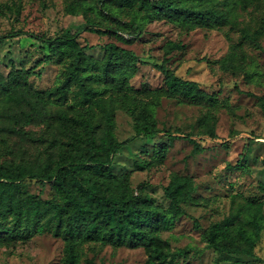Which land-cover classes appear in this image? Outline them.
Instances as JSON below:
<instances>
[{
  "label": "trees",
  "instance_id": "16d2710c",
  "mask_svg": "<svg viewBox=\"0 0 264 264\" xmlns=\"http://www.w3.org/2000/svg\"><path fill=\"white\" fill-rule=\"evenodd\" d=\"M241 2L246 6L264 0H73L67 11L85 18L75 28L66 27L53 35L14 28L1 33L0 40L27 34L48 44L47 60L60 63L61 70L56 83L46 90L34 89L28 82L11 86L0 71V131L26 133L21 127L9 125L19 121L49 126L40 137L46 143L42 159L0 161V243L10 246L36 233L50 232L63 241L58 264H81L82 247L87 242L143 247L147 254L144 264H177L187 249H173L162 232L188 215L196 227L202 228V239L217 253V263H264L256 252L264 233L263 199L237 192L229 212L202 227L184 205L194 200L195 186L190 176H171L163 188L169 204L163 207L148 192L135 191L128 174L116 175L113 171L115 155L130 141H121L116 135L117 108L132 115L135 136L141 137L164 131L155 117L163 96L217 106L216 96L170 66L172 52L184 49L185 44L173 40L165 44L163 59L155 64L163 74L160 87L135 89L129 80L137 70L139 57L132 49L110 41L104 45L105 55L98 59L87 52L91 48L88 43L80 42L81 32L87 30L131 43L154 20H168L184 30L221 28L235 23L234 8ZM242 35L262 48L256 30L245 27ZM234 48L223 65L245 71L252 81L264 82L263 71L244 62L245 57H238ZM257 98L264 109V96ZM166 132L170 140L180 136ZM207 133L216 136L214 127ZM186 137L193 140L190 134ZM203 150L195 142L193 151ZM165 152L166 147L156 150V155L162 158ZM239 165L247 168L242 162ZM30 181L39 183L41 192L48 186L51 196L28 189ZM259 188L264 192V180ZM86 264L108 263L89 259Z\"/></svg>",
  "mask_w": 264,
  "mask_h": 264
},
{
  "label": "rangeland",
  "instance_id": "374dc122",
  "mask_svg": "<svg viewBox=\"0 0 264 264\" xmlns=\"http://www.w3.org/2000/svg\"><path fill=\"white\" fill-rule=\"evenodd\" d=\"M71 1L0 0V34L14 28L53 35L66 27L75 28L85 18L67 11ZM234 15V24L192 30H184L168 20H154L131 43L87 30L80 34V42L91 46L87 52L98 59L103 58L104 45L110 41L132 49L139 57L137 70L129 80L135 89L160 87L163 74L155 64L162 61L165 44L169 40L185 44L184 49L172 52L170 66L180 76L198 81L210 95L216 96L217 106L163 96L156 106L155 117L158 127L164 131L141 137L135 136L132 115L124 108H117L116 135L121 141H130L115 155L113 171L116 175L128 174L135 191L148 192L163 207L169 204L163 188L171 176L174 173L190 176L195 186L194 200L184 205L202 227L223 218L237 192L264 201V192L259 188V182L264 180V109L257 98L264 96V82L252 81L245 71L223 65L235 47L238 57L243 55L244 62L257 65L263 71L264 81V3L249 2L246 6L237 3ZM245 27L257 31L262 48L242 35ZM49 54L48 44L27 34L1 39L0 71L11 86L28 82L34 89H49L61 70L60 63L47 60ZM9 125L21 127L26 133L0 131V161H34L45 156L46 143L40 137L45 135V127H49L46 123L19 121ZM210 127H214L215 137L207 133ZM167 130L180 136L170 140ZM195 142L204 150L194 152ZM165 147L164 156L158 157L156 150ZM240 162L247 168L240 167ZM26 186L33 192H41V185L35 181ZM41 194L51 196L48 186ZM201 231L202 228L194 225V219L185 215L162 232L173 249H187L177 264H219L217 253L206 245ZM62 248L60 237L50 232L36 233L29 240L10 246L0 243V264H58ZM256 252L264 258V233ZM89 259L97 263L144 264L147 254L143 247L87 242L82 247L81 264ZM249 264L264 263L251 260Z\"/></svg>",
  "mask_w": 264,
  "mask_h": 264
}]
</instances>
